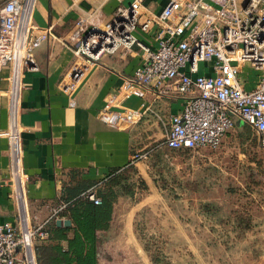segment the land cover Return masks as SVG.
<instances>
[{"label":"crops","instance_id":"obj_1","mask_svg":"<svg viewBox=\"0 0 264 264\" xmlns=\"http://www.w3.org/2000/svg\"><path fill=\"white\" fill-rule=\"evenodd\" d=\"M155 1L157 4L152 2L151 6L157 10L162 0ZM128 3L36 0L32 23L51 27L56 37L33 50L38 69L24 70L20 79L15 123L22 128V172L27 178L23 184L24 208L21 199L11 193L8 145L0 137V221L17 225L25 209L30 224L39 225L50 218L61 198L102 189V197L98 195L102 204L95 206L96 253L93 259L85 252L82 264H155L145 244L151 251H160L159 264H264V247L249 238L252 225L239 236L230 217L231 212L244 210L246 197L240 195L243 186L264 185L262 178H166L168 184L161 189L151 174L154 156L173 150L163 144L165 126L169 115L180 110L182 100L147 92L143 100L132 96L124 102L128 108H136L142 101L149 104L154 113L148 112L138 123L112 129L98 119L106 96L142 63L137 48L102 53L98 60L87 63L71 93L63 91L64 80L80 61L74 53L76 46L68 42L76 21L104 24L119 5ZM137 36L149 40L151 33ZM8 75V68L0 70V130L12 124ZM236 121L243 124L238 118ZM221 143L216 149L226 148ZM135 154L144 156L133 160ZM130 164L136 169L130 178H142L147 192L122 195L103 186L113 170ZM185 182H193L196 189L184 186ZM230 185L242 190L232 192ZM61 214L70 224L57 225V219L49 220L44 227L49 234L36 246L53 252L57 244L62 247L59 257L47 252L48 264H75L67 260L75 241L66 228L72 227L73 221L67 209ZM141 216L149 220L144 227L139 223ZM57 228L65 239L57 240Z\"/></svg>","mask_w":264,"mask_h":264},{"label":"built area","instance_id":"obj_2","mask_svg":"<svg viewBox=\"0 0 264 264\" xmlns=\"http://www.w3.org/2000/svg\"><path fill=\"white\" fill-rule=\"evenodd\" d=\"M152 2L157 4L129 0L104 24L77 20L68 42L76 46L80 61L64 80L63 91L71 93L87 63L102 53L137 48L142 63L106 96L98 112L102 123L112 129L138 123L153 112L151 107L142 101L128 108L124 102L132 96L143 100L152 92L182 100L165 126L163 144L169 149L214 150L234 127L235 118L249 125L264 145V0H162L157 10ZM35 5L36 0H3L0 5V70H9L12 114L11 126L0 130V137L8 145L11 193L23 208L19 189L27 178L22 172V128L15 123L20 79L24 70L38 69L33 50L56 37L51 27L32 23ZM137 33H151V38L142 40ZM143 156L135 154L133 160ZM82 195L95 206L102 204L94 189ZM66 206L60 202L39 225L30 224L25 209L17 225L0 221V264H30L31 256L36 264L34 251L37 241L48 236L46 223L64 220L61 212Z\"/></svg>","mask_w":264,"mask_h":264},{"label":"rangeland","instance_id":"obj_3","mask_svg":"<svg viewBox=\"0 0 264 264\" xmlns=\"http://www.w3.org/2000/svg\"><path fill=\"white\" fill-rule=\"evenodd\" d=\"M151 1L154 0H149V3ZM247 72L252 73L249 68ZM242 125L244 124L235 123L236 127ZM236 127L224 136L221 146L224 145L225 149L219 147L214 150L202 148L195 151L168 150L157 153L151 163V174L155 178H262L264 180V145L261 144L258 134L252 128L251 140L241 142L237 137ZM156 163H158L157 166H155ZM240 188L242 190V187L230 185L232 192H238ZM243 189L240 195L245 194L244 207L251 216L253 229L248 233L249 238L255 240V244H261L264 247V185L250 186L249 184L243 186ZM144 218L143 216L139 218L142 227L149 221ZM161 245L162 243L160 247ZM34 255L37 263L35 251Z\"/></svg>","mask_w":264,"mask_h":264},{"label":"trees","instance_id":"obj_4","mask_svg":"<svg viewBox=\"0 0 264 264\" xmlns=\"http://www.w3.org/2000/svg\"><path fill=\"white\" fill-rule=\"evenodd\" d=\"M241 127H236L237 129V137L241 142L245 140H251V127L245 123H243ZM187 149L176 150V151H184ZM154 165V164H153ZM158 163L155 164L157 166ZM136 173V169L134 165L130 164L122 169L113 170L108 178L103 181L104 187L108 189L114 190L117 194L122 195H133L136 191L141 194L147 192V186L142 178H130L132 174ZM160 173V170H159ZM136 179V180H135ZM156 181V179H155ZM173 182L175 180L173 179ZM157 184L161 189H164L167 186L166 178H157ZM184 186H191L192 189L195 188V184L193 182H185ZM102 189L96 191V194L102 197ZM83 194V193H82ZM76 196L74 198L63 197L60 201L67 203L66 209L69 213V217L73 221V226L66 228L67 230L72 231L73 238L72 241H75L73 244V248H71L72 253L67 257L69 263L75 261V264H82V260L84 257V253L92 254L88 255L94 259V255L96 252L94 247L95 240V226H96V208L93 202L87 200L83 197V195ZM214 209V208H213ZM241 212L233 211L230 214L231 219L234 221L236 226L239 229V236L244 233L247 229L251 228V216L247 213L246 208ZM215 212H218V208L216 207ZM60 228H57V240L65 239L66 235L64 233H58ZM49 234V233H48ZM145 250L149 253L152 258V261L155 264H159L162 261V254L159 250L154 249L151 251V246L149 244H145ZM55 251H45L46 249L43 246H36L35 253L37 256L38 264H48L46 262L48 253H53L52 255H57L59 257L62 253V247L57 244V247L53 248ZM70 250V248H69ZM48 252V253H47ZM67 255V254H64ZM70 257V258H69ZM64 259V258H63Z\"/></svg>","mask_w":264,"mask_h":264},{"label":"water","instance_id":"obj_5","mask_svg":"<svg viewBox=\"0 0 264 264\" xmlns=\"http://www.w3.org/2000/svg\"><path fill=\"white\" fill-rule=\"evenodd\" d=\"M237 124H241V122L238 121ZM56 224L57 225H69L70 224V220H68V219H66V220L57 219L56 220Z\"/></svg>","mask_w":264,"mask_h":264},{"label":"bare ground","instance_id":"obj_6","mask_svg":"<svg viewBox=\"0 0 264 264\" xmlns=\"http://www.w3.org/2000/svg\"><path fill=\"white\" fill-rule=\"evenodd\" d=\"M19 191H20V193H21V195H22V194H23V186H22V184L20 185V189H19ZM29 262H30V264H34V263H33L32 256L29 257Z\"/></svg>","mask_w":264,"mask_h":264}]
</instances>
